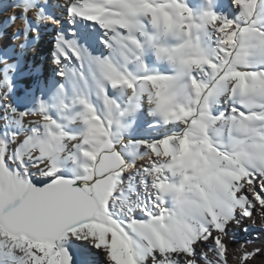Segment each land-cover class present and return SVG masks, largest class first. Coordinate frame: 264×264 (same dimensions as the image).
Returning <instances> with one entry per match:
<instances>
[{
	"label": "snow or ice",
	"instance_id": "obj_1",
	"mask_svg": "<svg viewBox=\"0 0 264 264\" xmlns=\"http://www.w3.org/2000/svg\"><path fill=\"white\" fill-rule=\"evenodd\" d=\"M11 7L0 264L264 261V0Z\"/></svg>",
	"mask_w": 264,
	"mask_h": 264
},
{
	"label": "bare ground",
	"instance_id": "obj_2",
	"mask_svg": "<svg viewBox=\"0 0 264 264\" xmlns=\"http://www.w3.org/2000/svg\"><path fill=\"white\" fill-rule=\"evenodd\" d=\"M195 1H196V3L199 2V0H195ZM221 2H222V0H221ZM2 5H4V4L2 3V0H0V26H3L4 22L8 19V17L10 15H12V14H8L5 12L1 13ZM15 11L16 10H14L12 12H15ZM18 24H19V21L16 22L15 26H17ZM6 31L9 35H11L10 27L6 28ZM49 49H50L49 44L41 43L39 48L33 54L34 62L38 63V64H43V62H44L45 63L44 66L45 67L47 66V68H49V65H48L50 62V60L48 59ZM36 56H38V59L40 58L39 62L36 61V59H35ZM45 60H47V61L45 62ZM50 75H51V73L44 74L45 77H48ZM245 240H251L252 241L251 244L247 245L249 248L260 246L261 244H264V232H261L259 229H253L247 234L237 233L235 240L230 241V245L232 248H238L240 246V244L243 243ZM256 264H264V261H261L259 258H257Z\"/></svg>",
	"mask_w": 264,
	"mask_h": 264
},
{
	"label": "rangeland",
	"instance_id": "obj_3",
	"mask_svg": "<svg viewBox=\"0 0 264 264\" xmlns=\"http://www.w3.org/2000/svg\"><path fill=\"white\" fill-rule=\"evenodd\" d=\"M13 1V2H12ZM2 3L4 4V5H2V9H1V13H8V14H12L13 12L12 11H14L15 9L14 8H12L11 7V5L12 4H14L15 3V0H2ZM194 3H196V1L195 0H189V4L191 5V4H194ZM20 26V24H18L17 26H14V27H16V28H18ZM14 30V28H11L10 27V31H11V33H12V31ZM48 40H49V38L48 37H45V40L42 42V43H44V44H49L48 43ZM18 43V42H17ZM49 46H50V44H49ZM32 59L34 58V56L32 55V57H31ZM36 61H38L39 62V59H38V56H36ZM47 60H45V62H46ZM44 62H43V66H44ZM49 68H47V66L45 67L44 66V74H48V73H53V71H54V68H53V66L51 65V63L49 62Z\"/></svg>",
	"mask_w": 264,
	"mask_h": 264
}]
</instances>
